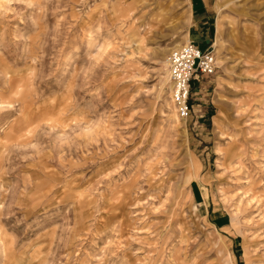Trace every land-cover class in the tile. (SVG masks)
<instances>
[{"label": "rangeland", "instance_id": "obj_1", "mask_svg": "<svg viewBox=\"0 0 264 264\" xmlns=\"http://www.w3.org/2000/svg\"><path fill=\"white\" fill-rule=\"evenodd\" d=\"M192 1L0 0V264H264V0Z\"/></svg>", "mask_w": 264, "mask_h": 264}, {"label": "built area", "instance_id": "obj_2", "mask_svg": "<svg viewBox=\"0 0 264 264\" xmlns=\"http://www.w3.org/2000/svg\"><path fill=\"white\" fill-rule=\"evenodd\" d=\"M214 47L201 49L193 41L182 44L169 53L168 72L173 103L180 118L187 119L193 104L192 82L200 75L213 74L217 67Z\"/></svg>", "mask_w": 264, "mask_h": 264}, {"label": "crops", "instance_id": "obj_3", "mask_svg": "<svg viewBox=\"0 0 264 264\" xmlns=\"http://www.w3.org/2000/svg\"><path fill=\"white\" fill-rule=\"evenodd\" d=\"M191 5H192V13L193 14L194 13L197 14V12L202 11V9H204L205 6H206L205 5V0H193L192 3H191ZM195 33H196V31L194 29H193V31L188 32V38L190 39V41L195 40V39H193V38H196L194 36ZM195 43H196V41H195ZM217 44H218V41H216L214 45L217 46ZM197 45L201 48V46L199 45V43H197ZM206 48L207 47H205L204 49H206Z\"/></svg>", "mask_w": 264, "mask_h": 264}]
</instances>
